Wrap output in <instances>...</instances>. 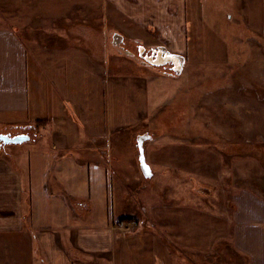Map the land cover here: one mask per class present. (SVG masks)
<instances>
[{
    "label": "crops",
    "instance_id": "crops-1",
    "mask_svg": "<svg viewBox=\"0 0 264 264\" xmlns=\"http://www.w3.org/2000/svg\"><path fill=\"white\" fill-rule=\"evenodd\" d=\"M229 2L237 8L224 9L227 21L250 28L253 20L250 29L261 34L251 13L254 5H242L245 0ZM98 5L99 13L109 17L124 37L127 34L147 49L163 48L183 58L190 47L196 50L202 44L199 37L204 32L222 35L220 29L215 32L210 27L209 17L204 13L202 17L199 0H100ZM188 5L195 18L191 31ZM263 5L264 0L257 6ZM219 7L210 9L216 13L211 19L218 17ZM46 18L41 17V25ZM101 20L92 21L99 27L98 39L104 36ZM203 23L211 33L200 28ZM15 31L0 28V115L33 124L38 132L34 142L42 129L48 143L28 150L27 158H19L17 165L0 156V264H190L179 258L185 256L182 253L175 256L180 247L201 252L193 258L200 264L207 260L202 253L209 256V264H264V183L240 172L246 163L236 158L246 153L228 151L220 156L219 151L179 143L148 149L146 145L158 139L148 134L144 153L151 175L152 165L157 164L172 170L166 173L199 171L210 182L204 183L207 195L196 196L208 199L210 205L186 204L183 195L167 187L169 193L161 195V203L147 208L134 193L147 185L148 178L145 184L125 182L119 171L128 167H118L115 156L112 167L102 156L107 144L108 153L120 159L119 152L128 148L115 135L120 115L106 114L104 104L106 81L122 87L119 60L107 66L102 43L73 48L55 33L63 45L55 38L56 44L29 45ZM150 78L156 80L158 75ZM167 136L176 141L181 137ZM132 159L125 156L130 167ZM222 167L229 169L224 179ZM143 197L142 202L147 198ZM122 217L136 221L130 225L123 221L120 226L117 221ZM148 218L160 232L140 235L149 228ZM130 226L129 233L120 228ZM141 237L145 241L138 242Z\"/></svg>",
    "mask_w": 264,
    "mask_h": 264
},
{
    "label": "rangeland",
    "instance_id": "rangeland-1",
    "mask_svg": "<svg viewBox=\"0 0 264 264\" xmlns=\"http://www.w3.org/2000/svg\"><path fill=\"white\" fill-rule=\"evenodd\" d=\"M99 1L0 0V28L12 27L29 45L47 42L63 45L61 43L63 39L65 45L69 44L73 48L83 46L89 49L94 46L99 47V43H102L105 45L102 59H105L106 65L112 67V61L119 60L123 76L118 81H121L122 87L119 89L114 82L106 81L104 104L106 114L110 113L113 117L120 115L121 119L118 120L120 122L115 135L119 137V143L123 145L122 141H125L128 148L124 146L121 148V150L125 148V151L119 152L123 154V159H120L118 154L108 153L107 144L103 148L102 156L112 163V167L114 156L119 161L118 167L122 165L128 167L119 171L122 180L126 182L130 179V184L135 180L139 184H145L147 178L142 173L140 157L144 153V144H146L144 140H147L148 134H152L154 135L152 139L157 137L158 139L155 143H148L146 145L148 149L179 143L206 148L215 151L216 154V151H219L220 156L228 151L235 154L244 152L245 159L236 158L237 162L245 160L247 164L240 167V172L244 175L249 173V177H253L255 181L264 183V5L260 8L257 6L261 5L263 0H248V2L245 0L244 3L240 0L242 5L248 3L254 5L251 13L255 16L256 26L261 30V34L250 29L253 20L250 22L252 24L250 28L227 21L225 17L227 12L224 9H231L233 6L237 8V5H229V0H199L203 5L202 17L203 13L204 16L209 17L207 22L210 27L212 26L215 32L220 29L222 35L213 37L204 32L202 37H199L203 40L202 44L200 46L195 44L196 50L189 48L179 74L173 72L171 68L173 64L170 67L163 66L165 64L157 66L142 60L137 55V45H143L141 41L127 34L124 37L121 34L122 30H118L113 23H110L109 17L99 13L97 10ZM214 5L220 6L222 10L217 18L211 19L212 15L216 14H212L210 10ZM191 7L188 5L189 31L193 29L195 19ZM41 17H47V22L42 25ZM99 18L103 23L105 22V26L102 27L104 36H99L98 39L96 32L98 34L99 27L92 21H97ZM210 27L206 24L200 26L208 33H211ZM55 33L60 34L62 39L56 37ZM208 37L212 39L209 40ZM157 75L156 80L150 78ZM94 112H97V108ZM19 120L10 114L0 115V131L10 132L12 135L31 136V142L9 144L0 151V156L15 162V165L21 163L19 158L22 157V160L27 158L28 150L45 148L48 143V138L42 135V129L35 142L32 141L34 132L38 134L37 129L33 124ZM167 133L181 137L176 141L175 138L167 136ZM139 139L143 142L142 153L138 146ZM126 155L128 160L133 157L134 166L130 167L127 163ZM229 164L225 163L230 167ZM152 169L154 175L148 178L147 185L139 188L138 193L137 191L134 193L142 205L148 208L153 204H160L161 195L165 192L167 196L169 193L164 190L167 187L183 195L186 204H200L203 208H208L210 205L208 199L206 202L204 199L198 200L196 196L207 195L208 191L204 183L209 184L208 176L198 174L199 171L194 173L189 169L166 173L172 170H166L159 164L152 165ZM226 170L229 172L228 168L222 167L223 179L226 177ZM132 189H135V185ZM131 193L130 189V197H132ZM145 195L147 198L142 202L141 199ZM132 199L135 200L134 197ZM148 220L152 222L151 219ZM117 222L120 223L122 220ZM149 222V228L140 229V235L150 232L154 235L155 230L160 232L156 224ZM126 223L130 225L132 222ZM120 228L125 233L131 231V226ZM143 241H145L143 237L138 240V242ZM187 249L180 247L174 254L176 256L178 252L182 253L185 256H178L182 261L200 264L197 257L193 258L201 252ZM202 255L203 259H207L203 264H209V256L205 253ZM179 258H176L177 262Z\"/></svg>",
    "mask_w": 264,
    "mask_h": 264
},
{
    "label": "water",
    "instance_id": "water-1",
    "mask_svg": "<svg viewBox=\"0 0 264 264\" xmlns=\"http://www.w3.org/2000/svg\"><path fill=\"white\" fill-rule=\"evenodd\" d=\"M145 47L144 46H139V53L142 54L144 51H145ZM163 48H157V49H154L152 51V56L155 54V55H158L160 53H163ZM165 55L167 56L166 60H164L163 62H151L149 60H147V58L145 57V61L148 62L149 64L151 65H157V66H160L161 64H164L166 61H170L172 64H173V67H172V70L174 73L176 74H179L181 71H182V68H183V64H184V58L182 56H179V55H174V54H171L169 52H166ZM151 56V57H152ZM0 136H3L0 134ZM5 139V143L6 144H22L24 143L25 141L29 140L30 139V136L27 135V134H17V135H14V136H8V135H4L3 136ZM142 140L139 139V148H140V153H142V150H143V142H141ZM144 155V153H143ZM141 154V157H140V162H141V170H142V173L144 174V176L146 178H149L151 177L152 173L150 172L149 168L147 167V165L145 164V160L143 161L144 159V156Z\"/></svg>",
    "mask_w": 264,
    "mask_h": 264
},
{
    "label": "flooded vegetation",
    "instance_id": "flooded-vegetation-1",
    "mask_svg": "<svg viewBox=\"0 0 264 264\" xmlns=\"http://www.w3.org/2000/svg\"><path fill=\"white\" fill-rule=\"evenodd\" d=\"M139 46L140 45H137V55L142 59V60H144L145 61V57L147 58V60H149V61H151V62H163L164 60H166V58H167V56L165 55V53L167 52L166 50H164V49H162L163 50V53H160V54H158V55H153L152 56V51L155 49H145V51L142 53V54H140L139 53ZM143 46V45H142ZM152 56V57H151ZM165 65H163V66H167V67H170V65L172 64L170 61H166L165 63H164ZM171 68H172V65H171ZM0 134L1 135H8V136H14V135H12L10 132H5V131H0ZM3 136H0V151H2L4 148H5V146L6 145H9V144H6L5 143V138L3 137Z\"/></svg>",
    "mask_w": 264,
    "mask_h": 264
},
{
    "label": "trees",
    "instance_id": "trees-1",
    "mask_svg": "<svg viewBox=\"0 0 264 264\" xmlns=\"http://www.w3.org/2000/svg\"><path fill=\"white\" fill-rule=\"evenodd\" d=\"M134 217H122V218H120V220H122V221H126V222H130V221H132V220H135V219H133Z\"/></svg>",
    "mask_w": 264,
    "mask_h": 264
},
{
    "label": "built area",
    "instance_id": "built-area-1",
    "mask_svg": "<svg viewBox=\"0 0 264 264\" xmlns=\"http://www.w3.org/2000/svg\"><path fill=\"white\" fill-rule=\"evenodd\" d=\"M119 224H120V226H123V222H120Z\"/></svg>",
    "mask_w": 264,
    "mask_h": 264
}]
</instances>
